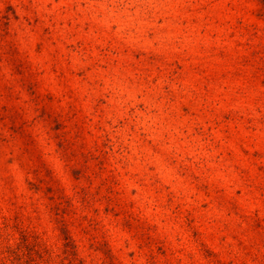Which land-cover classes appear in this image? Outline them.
I'll use <instances>...</instances> for the list:
<instances>
[{
    "label": "rangeland",
    "instance_id": "1",
    "mask_svg": "<svg viewBox=\"0 0 264 264\" xmlns=\"http://www.w3.org/2000/svg\"><path fill=\"white\" fill-rule=\"evenodd\" d=\"M0 264H264V0H0Z\"/></svg>",
    "mask_w": 264,
    "mask_h": 264
}]
</instances>
